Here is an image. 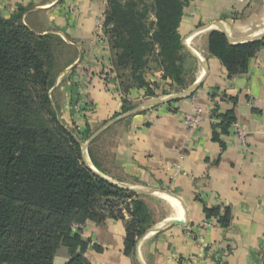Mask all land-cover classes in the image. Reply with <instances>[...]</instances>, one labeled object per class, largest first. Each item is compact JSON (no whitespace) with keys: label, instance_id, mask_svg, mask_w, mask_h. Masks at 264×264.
<instances>
[{"label":"crops","instance_id":"crops-1","mask_svg":"<svg viewBox=\"0 0 264 264\" xmlns=\"http://www.w3.org/2000/svg\"><path fill=\"white\" fill-rule=\"evenodd\" d=\"M186 1L178 31L182 54L197 66L188 87L197 81L199 86L189 96L139 109L150 96L142 88L126 91L121 86L104 39L106 0H0L5 19L23 9V25L37 36L59 40L57 55L65 54V64L56 76L53 98L62 118L87 124L91 137L100 131L95 141L114 135L115 170L104 172L107 179L169 193L185 206L184 225L145 232L130 253L125 252L127 219L85 223L88 264H264V48L244 74L230 79L207 52L211 31L236 40L263 33L264 0ZM152 74L154 70L147 71V79L155 83L158 77L151 79ZM171 86L163 82L168 91ZM195 106L203 109V120L190 132L183 118ZM227 113L247 131L244 143L231 126L226 134L214 128ZM211 209L216 213L210 215ZM172 215L171 210L167 219Z\"/></svg>","mask_w":264,"mask_h":264},{"label":"trees","instance_id":"trees-1","mask_svg":"<svg viewBox=\"0 0 264 264\" xmlns=\"http://www.w3.org/2000/svg\"><path fill=\"white\" fill-rule=\"evenodd\" d=\"M106 2L103 33L121 86L126 91L142 88L147 96H153L155 89L162 90L166 80L184 88L182 63L190 56L182 54L178 29L187 1L148 0V5L141 0ZM23 11L18 9L8 19L0 12V264H53L60 245L72 255L66 264H88L76 253L77 248L84 252L87 243L78 236L70 237L73 218L82 213L78 222L100 224L104 215L94 213L96 202L116 197L130 201L132 223H125V252H133L145 231L137 217L144 213L142 203L135 193L96 176L82 158L78 139L59 125L46 92L54 85L61 44L56 37L37 36L23 25ZM262 48L264 37L234 45L221 31H211L207 38L208 54L219 60L229 79L244 74L250 59ZM151 62L162 70L161 85L147 79ZM28 85L40 92L41 104L48 106L63 141L46 126L32 125L26 115L32 112ZM231 116H222L214 128L226 134L234 122ZM85 134H92L87 124ZM90 149L91 163L99 170ZM207 212L216 213L213 209ZM118 216L110 214L113 220H125ZM227 221V216L223 217L222 224Z\"/></svg>","mask_w":264,"mask_h":264},{"label":"rangeland","instance_id":"rangeland-1","mask_svg":"<svg viewBox=\"0 0 264 264\" xmlns=\"http://www.w3.org/2000/svg\"><path fill=\"white\" fill-rule=\"evenodd\" d=\"M143 1L142 3H145V5H148V0H141ZM2 14V13H1ZM3 16V15H2ZM150 19H154L152 15L149 16ZM106 42L108 43L107 38H104ZM65 54H58L57 55V63H55V75L59 73L61 70V67L63 66L64 61H65ZM113 58V56H112ZM184 58H187L185 56ZM151 67L150 70H154V74H152L151 79H156L155 83L157 81L161 82V77H162V70L160 71V68L156 66V64H149ZM183 67V78H184V90L187 89V87L191 84L193 81V75L195 71H197V66H193L189 63V61H185L182 63ZM199 67V66H198ZM56 79V77H55ZM152 81V80H150ZM166 84L170 83V80L164 81ZM55 83V81H54ZM29 91H28V96L30 97L29 103L31 105V110L32 112H28L30 121L32 125H39L42 124L48 128V130L60 141H63V137L59 134V130L57 125L55 124L54 120H52V117L50 115L48 106L41 104V99L40 97V92H37L34 87L31 85H28ZM162 90L155 89V91L160 93V95L154 94L153 96H150V99H159L163 98L166 95H177L178 92L182 91L183 88L172 85L170 87V91H168V87H161ZM189 88V87H188ZM55 91V87L52 86L51 88L48 89L46 92V95L50 98L51 101V106L55 111L56 114V119L62 127L67 129L74 137L78 139V142L80 143V146H82L87 140L90 139V136H87L85 134V126L84 124H78L80 122H77V120H65L62 118L61 115V108L60 105L55 101L53 98V93ZM42 107L43 111H39L38 108ZM77 133H80L81 135H77ZM95 139V138H94ZM92 140L88 147H87V158L91 163V160L89 158V153L88 149L91 148V152L93 156H98V160H100L102 165L101 168L96 171L100 173L101 175L105 176L104 172H114V167H113V162L111 161V145L114 143V135L113 134H106L103 136L100 140ZM94 142V143H93ZM81 153H82V158H83V152L81 148ZM96 159V157H94ZM97 161V159H96ZM98 162V161H97ZM99 164V163H98ZM93 166V165H92ZM107 178V177H106ZM137 200H139L142 203V207L144 209V213L139 214L138 213V220L144 225L145 232L151 231L155 229L159 224H162L168 217V213L171 211V208L169 205L164 201V199L157 194H138L136 197ZM99 202H96L95 204V214L97 215H104V220L101 223H104L105 221L108 220H113L110 217V214H114L115 217L118 216L119 214L122 215L123 219H127L128 223H132V217L129 214L130 211V201L128 199H120L118 197L116 198H111V199H102L98 200ZM143 211V210H142ZM120 215L118 217H120ZM83 214H78L74 216V221L72 222L70 226V237L78 236L81 241L87 243L86 240L83 238V229L85 228V223L87 222H93L90 220H85L84 222H78L77 219H82ZM121 218V217H120ZM136 220V219H135ZM95 223V222H94ZM143 233V234H144ZM138 239V238H137ZM88 244V243H87ZM76 253L81 254L83 257L84 252H81L79 248H77ZM72 255L69 251V249L64 246L60 245L55 253L53 264H66L70 259ZM86 259V258H85ZM56 260V261H55ZM88 262V261H87Z\"/></svg>","mask_w":264,"mask_h":264},{"label":"water","instance_id":"water-1","mask_svg":"<svg viewBox=\"0 0 264 264\" xmlns=\"http://www.w3.org/2000/svg\"><path fill=\"white\" fill-rule=\"evenodd\" d=\"M228 39V41L231 43V44H242V43H246V42H250V41H256V40H260L264 37V32L261 33L260 35L256 36V37H253V38H250V39H246V40H236V39H233L231 37H229L226 33H224ZM187 47V46H186ZM188 51L196 58L198 59L202 65H204V63L199 59V57L189 48L187 47ZM199 81H197L194 85H192L191 87H189L188 89L182 91L180 94L178 95H174V96H170L168 98H159V99H151V100H148L146 101L145 103L142 104V106L139 107V109L141 108H144V107H148V106H151V105H154V104H158V103H164L166 101H169L171 99H176V98H181V97H185V96H189L192 92H194L198 86H199ZM132 112L126 114L125 116H128V115H131ZM122 117H119L118 119H115L113 120L111 123H114L116 121H118L119 119H121ZM110 124V123H109ZM100 133V131H98L96 134H94L92 137H90L89 140H87L82 146V152H83V159L85 161V164L89 167V169L96 175L98 176L99 178H101L102 180L114 185V186H118V187H122V188H126L127 190H130V191H133L135 193H149V194H155V193H158V194H164V195H168V196H171V197H174L177 199V197L169 194V193H166V192H163V191H155V190H146V189H136V188H128V187H123L121 185H118L114 182H111L109 179H107L105 176L101 175L100 173H98L96 171V169L90 164L88 158H87V147L89 145V143L97 136V134ZM179 200V199H178ZM180 201V200H179ZM181 203V206L183 208V210L185 211L186 213V209H185V206L183 205V203L180 201ZM185 221H186V214H185V220H171V221H167V222H163L162 224H159L155 229V231H160L162 229H165L169 226H172V225H184L185 224ZM151 230V231H153ZM151 231H148L146 233V235L151 232Z\"/></svg>","mask_w":264,"mask_h":264},{"label":"built area","instance_id":"built-area-1","mask_svg":"<svg viewBox=\"0 0 264 264\" xmlns=\"http://www.w3.org/2000/svg\"><path fill=\"white\" fill-rule=\"evenodd\" d=\"M203 113L204 112L202 108L195 106L193 112L183 118V123L188 131L194 132L198 129L200 123L203 120ZM231 130L238 141L244 143L245 137L247 136V131L236 122L231 125Z\"/></svg>","mask_w":264,"mask_h":264},{"label":"bare ground","instance_id":"bare-ground-1","mask_svg":"<svg viewBox=\"0 0 264 264\" xmlns=\"http://www.w3.org/2000/svg\"><path fill=\"white\" fill-rule=\"evenodd\" d=\"M166 199H164L165 201H168L169 203H167L169 205V207L172 210V217L167 219L165 222L167 221H171V220H183L184 219V213H183V208L181 206V204L175 200V198L172 197H165ZM151 232H156L155 230L151 231Z\"/></svg>","mask_w":264,"mask_h":264}]
</instances>
